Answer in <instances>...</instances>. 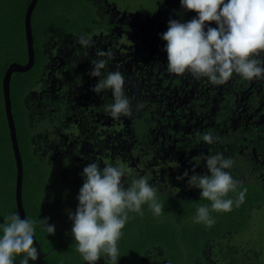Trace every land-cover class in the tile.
I'll return each mask as SVG.
<instances>
[{
    "label": "trees",
    "instance_id": "1",
    "mask_svg": "<svg viewBox=\"0 0 264 264\" xmlns=\"http://www.w3.org/2000/svg\"><path fill=\"white\" fill-rule=\"evenodd\" d=\"M63 1L36 2L35 61L20 71L22 87L11 79L22 200L41 264H215L213 242L248 235L258 214L264 228V0H133L137 12L159 11L167 53L122 70L100 60L105 99L91 107L105 117L53 157L35 150L28 95L49 61L43 44L52 33L39 21ZM31 2L0 0V264H36L38 257L16 201L3 90L10 63L30 57ZM67 2L79 15L57 12L59 20L48 19L56 31L74 32L75 21L81 34L100 30L95 0ZM260 233L224 249L218 263L262 264Z\"/></svg>",
    "mask_w": 264,
    "mask_h": 264
},
{
    "label": "flooded vegetation",
    "instance_id": "2",
    "mask_svg": "<svg viewBox=\"0 0 264 264\" xmlns=\"http://www.w3.org/2000/svg\"><path fill=\"white\" fill-rule=\"evenodd\" d=\"M95 1L92 10L96 17L101 18L102 22L100 30L97 33L93 30L89 34H81L77 29L79 26L76 21L74 22V32L61 35L56 31V28L51 25V20L48 19L51 17L54 20H59L56 16L57 12H61L66 18L70 19L79 15V11L76 9L74 3H69L67 0L61 2V6L55 14L49 10V12H46L48 13L46 19H43L44 22L39 21L41 26L46 24L48 26L47 31L52 33L48 38H45L43 44L48 49L46 50V54L49 61L45 67V72L41 74V78L47 82L51 74L52 77L55 76L57 79V82L53 80L54 84L51 81V87L48 86V88L52 89L56 98H53L51 95H45V92H42L44 89L41 86L39 77L34 80L36 81L34 89L28 95L29 100L30 98L34 99V101L30 100L29 105L30 113H32L35 122V124L33 122V126L37 130L33 142L37 144L35 150L43 155L46 154V151H50L49 154L51 156L62 157L66 151V143L73 137L83 133L79 129H92L93 124L91 123L93 121V123L97 122L94 118L100 114L95 115L92 112L91 105H96L99 101L103 102L105 99L103 92L104 78L102 71L99 72L98 69L100 67V60L109 63L112 70L115 66H118V70H122L123 67L129 68L133 63L138 65V61L140 60H145L149 63L150 59L155 57L154 51L158 47L163 49L165 46L158 37L159 29L164 28L159 19V11L151 14H147V12L145 14L142 8L138 6L139 12H137L134 10L135 6L133 5L135 2L133 0L127 2L117 0L116 9H118V12L108 3L109 0ZM36 5L35 3L34 9ZM128 13H137V28L131 25L132 23L129 18L125 21ZM140 29H144L143 38H140ZM153 38L155 39L150 41ZM66 39H68V42L71 41V44H67L65 42ZM137 43L142 48L143 45L147 47L145 51L146 58L138 59L132 55ZM65 44H67L65 46L66 50L64 53H61V49L64 48ZM53 49H56L55 54ZM13 57L15 56H11L9 59L6 58V60L8 61ZM33 60L35 61V53ZM13 61L12 63L20 64L17 62L18 60ZM28 61L29 57L26 62ZM95 62L98 64H95ZM92 63L97 66L98 72H94V76L83 78L80 65H90ZM20 73V71H15L11 74V79L12 76L18 79V87H22L24 84L20 80ZM32 94L35 97H32ZM35 99L37 100L35 101ZM68 101L73 106L71 111L69 110L70 105L68 106ZM61 104H64V107ZM90 124L92 125L91 127H89ZM74 130L75 132H73ZM45 134H47L46 138L49 141L48 145L41 144ZM103 159L104 157L101 158L102 161ZM100 164L98 162L99 167ZM180 176H184L183 173L178 177Z\"/></svg>",
    "mask_w": 264,
    "mask_h": 264
},
{
    "label": "rangeland",
    "instance_id": "3",
    "mask_svg": "<svg viewBox=\"0 0 264 264\" xmlns=\"http://www.w3.org/2000/svg\"><path fill=\"white\" fill-rule=\"evenodd\" d=\"M124 1L127 2L129 0H124ZM146 2H147V0H143V4H145ZM108 3L116 11H118V9H116V7H117L116 6V3L118 4V1L117 0H109ZM120 15L123 16L121 13H120ZM136 15H137V13H128L127 17L125 16L126 17L125 18V21L129 18V20L132 23L131 25L132 26H136V28H137L138 22H137V16ZM2 25H3V20L0 19V28L2 27ZM143 30L144 29H140V31H141L140 38H143V36H144L143 35V33H144ZM154 39L155 38L150 39V41H153ZM141 41L144 42L143 40H141ZM65 42H67V44H71L70 43L71 41L68 42V39H66ZM67 44H65L64 45V48L61 49V53H64L65 52V50H66V47L65 46ZM146 49H147V47L145 45H143V48H142V46H140V44L137 43L135 45V48H134V51H133L132 55L134 57H137L138 59L146 58L145 57V55H146V53H145ZM166 53H167L166 46H164L163 49H161V48L158 47L156 49V51H154L155 56H162V55H165ZM5 57L7 59H9L10 55H7ZM95 64H98V63L95 62ZM95 64L92 63L90 65H86V64L80 65L81 66V70L83 72V75H82L83 78L88 77V76H94L95 75L94 72H96V73L98 72L97 66ZM53 80H55L57 82L56 77L55 76L52 77V75L50 74L47 82L42 79L41 86L44 89L42 92H45V95H51L53 98H56L54 96V92H52V89L50 88L52 86L51 81L54 84V81ZM39 81H40V76H39ZM22 82H24V81H22ZM56 85H54V86H56ZM48 86H50V87L48 88ZM31 96L32 97H35L33 94ZM30 100L31 101H34V99H32V98H30ZM101 117H105V115L104 114L103 115H100L99 117L96 118V120L98 121V118H101ZM92 128H94V127H92ZM73 132H75V130ZM95 134H96V131L94 129L90 131V135H95ZM46 135L47 134H45V137L43 138V140L41 142L42 145L43 144L44 145H48V142L49 141L46 138ZM49 152L50 151H46V153H49ZM258 215L255 216L254 221H253V225L251 226L250 230L248 231V235H245V236L243 235L241 238L240 237H238V238L235 237L233 239V241L230 238H227L226 240L225 239H223V240L221 239V240H218L216 242H213V244L210 245V248L208 249V255L210 257H214L215 264H219L218 263V260H226L225 259V256H224V249L229 248V249L235 250L236 248L242 247V245L245 244V242L247 244L250 243V241L252 239V238H250V236L255 239L256 237L258 238V237H260L262 235L260 232L262 230H264V228L261 229V230H258L259 229V226H258L257 221H256ZM71 218H72V221L73 222L76 221L75 216L71 215ZM66 219H68V221L71 220L69 215L66 217ZM262 264H264V262H262Z\"/></svg>",
    "mask_w": 264,
    "mask_h": 264
},
{
    "label": "water",
    "instance_id": "4",
    "mask_svg": "<svg viewBox=\"0 0 264 264\" xmlns=\"http://www.w3.org/2000/svg\"><path fill=\"white\" fill-rule=\"evenodd\" d=\"M36 2L37 0H32L30 6L28 7L27 15H26V34H27V40H28L29 49H30L29 61L25 65L18 64V63L10 65L9 69L7 70L3 78V90H4L5 99L7 103L6 104L7 118H8L10 129H11L12 143L14 147V152H15V156L17 160V168H18L16 201H17L20 215L26 227V230L28 234L30 235L31 239L34 241V244L37 250L38 257H37L36 264H41L42 252L29 227L26 212L23 206V200H22L23 164H22V157L20 155V150L18 148V142H17V137H16V127H15L14 118H13L12 110H11V88H10L11 74L15 71H25L26 69L31 68L32 64L34 63V60H33V56H34L33 55V40L34 38H33L32 26H31V13L34 9Z\"/></svg>",
    "mask_w": 264,
    "mask_h": 264
}]
</instances>
